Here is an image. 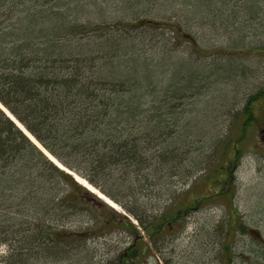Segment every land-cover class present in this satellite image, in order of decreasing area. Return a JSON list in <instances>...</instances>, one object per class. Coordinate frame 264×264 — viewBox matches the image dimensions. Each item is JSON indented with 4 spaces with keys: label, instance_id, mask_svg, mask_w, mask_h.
I'll use <instances>...</instances> for the list:
<instances>
[{
    "label": "trees",
    "instance_id": "obj_1",
    "mask_svg": "<svg viewBox=\"0 0 264 264\" xmlns=\"http://www.w3.org/2000/svg\"><path fill=\"white\" fill-rule=\"evenodd\" d=\"M49 1L0 0V104L63 167L98 188L124 213L59 168L0 108V247L6 246L7 256L14 260L9 264H25V238L30 239L28 245L36 243L53 253L57 245L53 241L76 239L81 232L73 236L62 228L54 229L47 218H59L63 210L77 206L92 210L98 219L95 226L82 231L83 238L111 228L124 230L133 236V244L121 253L117 264H142L158 249L159 241L178 227L184 229L194 207L208 196L215 199L227 194L230 211L220 230L223 264H233L232 243L239 234L253 239V254H264L262 231H253L234 208L226 166L215 163L216 158L203 167L196 158L187 165L186 156L201 146L192 148L183 137L166 140L173 132L169 125L175 121L165 120V114L173 113L166 106L168 98L185 97L197 71L178 62H172L174 71H167L172 54L166 47L158 52L157 67H151L168 73V81L163 82L149 66L138 64L141 47L131 36L137 29H168L200 55L203 50L191 34V21L208 23L213 6L218 7L214 18L237 17L241 0H66L57 7L47 6ZM242 5L249 16L264 14V0H242ZM167 7L175 14L166 18L163 13L162 18L143 15L154 8L161 13ZM178 7L184 12H177ZM121 12L130 19L111 16ZM111 28L117 31L111 33ZM142 35L139 44L153 39L151 33ZM223 53L231 56L230 51ZM124 66L127 72L121 70ZM249 96L242 134L255 121L253 105L264 99V88ZM241 136L234 142L226 140L220 154L230 148L233 155ZM202 170L211 195L195 198L184 207L175 201L158 215L141 208L145 196L162 198L173 178L192 177ZM29 212L37 216V225L28 223L26 228L23 217ZM255 260L250 257V264Z\"/></svg>",
    "mask_w": 264,
    "mask_h": 264
},
{
    "label": "rangeland",
    "instance_id": "obj_2",
    "mask_svg": "<svg viewBox=\"0 0 264 264\" xmlns=\"http://www.w3.org/2000/svg\"><path fill=\"white\" fill-rule=\"evenodd\" d=\"M50 1L47 6L52 4L53 7H57L66 2V0H55L54 3ZM238 3L241 4L236 7L237 17L230 16L225 21L214 18L218 7L213 6V18L210 17L208 23L204 21L196 23L195 19L191 21V34L203 50L200 55H195L188 42H180L168 29L164 32L160 29H137L131 32V36H134L136 46L141 47V58L137 61L140 66L156 68L159 61L156 60L159 56L158 52L168 47L171 48L172 55L169 58L170 65L167 71L175 70L172 62L193 67L192 70L197 71L185 97H180L178 100L176 96L168 98L166 106L173 113L165 114V120L175 121L172 126L169 125L173 132L166 140L174 136L179 140L183 137L191 142L189 146L192 148H195V145L201 146L197 149L191 148L192 154L186 156L184 160L187 165H190L189 160L192 162L196 158L201 162L199 167H203L207 163L213 164L216 158L215 163L226 166L225 172L230 176V193L237 214L252 227L253 231L261 230L264 235V134L260 133L264 129V99L253 105L252 111L255 117L253 125L247 127L243 134L240 128L245 118L243 112L246 98L264 88V14L261 11L249 16L242 9L245 8L242 0ZM156 10L157 8H154L143 15L162 18L163 15L165 17L175 14L169 7L161 13ZM180 10L181 7H178L177 12ZM111 16L130 19L122 12L112 13ZM112 31L115 32L117 29L109 30L111 33ZM150 33L152 35L149 36ZM142 34L153 39H146L144 44H139L144 38ZM225 51L231 52L229 58L223 53ZM203 52L208 53L205 55ZM173 54H178L179 57ZM131 66L132 64L129 68ZM128 69L126 66L121 68L125 72ZM154 74L160 75L165 83L169 79L168 73L165 74L164 70H154ZM240 136L242 142L233 155L230 148L220 154L226 140L232 139L234 142L239 140ZM205 141L206 144H203ZM236 154H238L236 161L228 164ZM204 175L202 170L192 177L173 178L170 182L171 187L169 186L167 192L162 194V198L145 196L141 208L158 215L175 201L177 205L184 207L186 204L191 205L195 198L211 195L209 194L211 185L204 179ZM228 200L229 194L215 199L208 196L203 200L204 202L197 206L194 204L196 207L193 206V210L188 213L184 221V229L178 227V231L176 228L173 234L159 241L158 249L150 252V256H146L142 264H223L220 230L224 226L221 223L228 216L226 213L230 211L227 206ZM117 209L123 210L120 205ZM63 211L59 214V218H47L51 224L49 226L54 229L62 228L73 236L77 232L81 233L76 239L53 241L52 244L57 243L59 247L57 253L55 252L57 245L55 249L53 248V253L45 248L42 250L36 246L38 245L36 243L28 245L29 238L28 241L26 238L23 239L25 264H117L121 253L125 254L127 248L133 244L132 235L115 228L107 229L96 237L87 233L88 235L83 238L82 231L98 223L95 212L79 206L72 210L66 208ZM23 219L27 222L26 228L28 223L37 225V216L32 212L25 213ZM129 219L137 224V220L133 217ZM252 240L248 235H237L232 243V255H235L233 264H250V257L252 260L256 259L254 264H264V254H253ZM7 253V247L1 246L0 257L4 259L0 264L14 263Z\"/></svg>",
    "mask_w": 264,
    "mask_h": 264
},
{
    "label": "bare ground",
    "instance_id": "obj_3",
    "mask_svg": "<svg viewBox=\"0 0 264 264\" xmlns=\"http://www.w3.org/2000/svg\"><path fill=\"white\" fill-rule=\"evenodd\" d=\"M0 107H1V109L5 112V114H6V116L7 117H10L12 120H14L16 123H15V125H16V127H18V128H20L21 130H22V132L24 133V134H26L27 135V137H29V138H31V141L35 144V146H37V148H40L41 150H42V148H41V146L38 144V142L35 140V138L34 137H32L27 131H26V129L10 114V112L9 111H7L5 108H4V106H2L1 104H0ZM50 156V155H49ZM50 158H52L51 156H50ZM53 159V158H52ZM56 161V160H55ZM57 163V162H56ZM59 166H60V164L59 163H57ZM60 167H62V166H60ZM75 178H77V180L79 181V183H81L84 187H87V188H89L93 193H95L96 195H98L101 199H104L107 203H109L111 206H113L114 208H116L117 209V206H116V204H114V202L113 201H111L110 200V198H107L105 195H103L101 192H99L98 190H96L95 188H92L87 182H85L84 181V179H82V178H80L79 176H77L76 174H75Z\"/></svg>",
    "mask_w": 264,
    "mask_h": 264
},
{
    "label": "flooded vegetation",
    "instance_id": "obj_4",
    "mask_svg": "<svg viewBox=\"0 0 264 264\" xmlns=\"http://www.w3.org/2000/svg\"><path fill=\"white\" fill-rule=\"evenodd\" d=\"M263 136V135H262Z\"/></svg>",
    "mask_w": 264,
    "mask_h": 264
}]
</instances>
